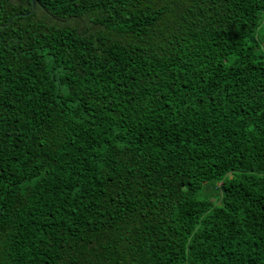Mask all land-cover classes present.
Returning a JSON list of instances; mask_svg holds the SVG:
<instances>
[{
	"label": "trees",
	"instance_id": "1",
	"mask_svg": "<svg viewBox=\"0 0 264 264\" xmlns=\"http://www.w3.org/2000/svg\"><path fill=\"white\" fill-rule=\"evenodd\" d=\"M261 106L264 0H0V264H264Z\"/></svg>",
	"mask_w": 264,
	"mask_h": 264
},
{
	"label": "snow or ice",
	"instance_id": "2",
	"mask_svg": "<svg viewBox=\"0 0 264 264\" xmlns=\"http://www.w3.org/2000/svg\"><path fill=\"white\" fill-rule=\"evenodd\" d=\"M254 116L256 117L257 125L264 130V106H261V110L258 112H254ZM251 131V129H249Z\"/></svg>",
	"mask_w": 264,
	"mask_h": 264
},
{
	"label": "water",
	"instance_id": "3",
	"mask_svg": "<svg viewBox=\"0 0 264 264\" xmlns=\"http://www.w3.org/2000/svg\"><path fill=\"white\" fill-rule=\"evenodd\" d=\"M31 2H32V5L34 6L37 3V0H31ZM27 14H28V12H26V13H16V14H14V16H17V15H27ZM11 20H12V17L9 18L8 22H11Z\"/></svg>",
	"mask_w": 264,
	"mask_h": 264
}]
</instances>
